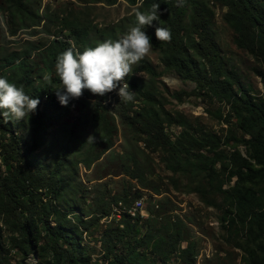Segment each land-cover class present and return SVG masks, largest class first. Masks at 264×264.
I'll list each match as a JSON object with an SVG mask.
<instances>
[{
    "label": "trees",
    "instance_id": "obj_1",
    "mask_svg": "<svg viewBox=\"0 0 264 264\" xmlns=\"http://www.w3.org/2000/svg\"><path fill=\"white\" fill-rule=\"evenodd\" d=\"M116 1L107 3L114 5ZM125 1L135 11L129 19L133 26L137 12H146L154 4L160 6V19L145 26L144 31L151 37L152 48L161 54L165 71L195 85L193 92L183 90L175 98L183 102L186 97L196 96L212 105L227 107L226 112L221 108L209 111L228 127L227 135L221 138L168 111L158 99L156 80L163 73L143 59L140 72L149 75L150 81L126 78L129 90L135 92L132 101L111 99L114 91L101 97L84 90L81 98L62 106L56 94L63 90L55 68L57 57L73 45L81 53L90 47L88 28L77 19L66 20L60 34L41 47L28 43L20 53L6 54L1 50L0 77L18 87L22 85L25 93L38 98L40 104L23 120H6L0 115V264H14L15 256H19L15 264H27L31 255L37 264H92L82 242L104 220L107 226L101 237L103 264H197L199 249L190 240V224L177 214L178 207L166 192L149 181V165L140 158L146 152L164 155L168 170L187 179L189 190L198 194L206 206L222 211L225 239L244 252V264H264V102H259L244 86L236 66L225 59L214 32L216 8L224 9L223 21L233 30L235 44L260 63L256 74L264 86V0ZM31 5V0H0L11 37L20 30L31 36L41 32L38 28L44 17L31 10ZM157 26L171 30L170 41L156 39ZM41 30L50 33L44 27ZM65 31L69 35L62 38ZM117 38L115 33L108 37ZM32 54H37V66L31 63ZM47 73L49 78L43 81L42 75ZM35 79H40L37 84ZM77 109L80 115L63 128L66 144L60 147L61 140L56 138L57 159L46 174L50 166L36 167L32 154L44 148V136L55 125V117L70 115ZM172 127L182 131L172 137L168 132ZM17 129L29 133L30 148L24 147V137L17 135ZM119 129L124 131L129 146L116 156L124 178L140 185L135 187V197L127 189L120 196L112 195L105 177L92 178L88 182L96 192L93 206L87 211L80 209L76 196L67 198L63 191L73 176L65 181L62 175L70 167L79 174L82 164L91 169L105 154L115 152ZM141 143L144 149L139 146ZM50 146L46 147L47 157L56 152ZM240 147L245 148L246 155ZM73 154L82 158L69 162ZM145 192L155 199L147 209L148 218L140 213L134 218L124 213L119 221L113 217L116 206L122 203L130 207ZM82 199L83 203L88 200L85 196ZM2 229L13 250L5 249Z\"/></svg>",
    "mask_w": 264,
    "mask_h": 264
},
{
    "label": "rangeland",
    "instance_id": "obj_2",
    "mask_svg": "<svg viewBox=\"0 0 264 264\" xmlns=\"http://www.w3.org/2000/svg\"><path fill=\"white\" fill-rule=\"evenodd\" d=\"M140 2L141 0H137ZM31 10L37 12L38 15L43 16V23L39 29L41 31L36 36H31L28 31L20 30L16 37L9 35V27L5 12L0 9V51L4 50L6 54L20 53L25 51V46L28 43H34L41 47L42 43H47V40H54L60 33V30L64 29V23L71 20H79L83 27L88 28L90 34V47H95L97 43L104 42L110 36V33H115L119 38L122 36L130 26L129 19L134 15L135 11L125 0H117L116 4L109 5L107 0H102L101 3H94L95 0H31ZM225 10L216 8L214 32L217 43L225 56V59L235 65L240 72L241 81L245 87H247L251 93L258 99L259 102H264V86L261 82V78L257 76L256 70L261 69L260 63H258L252 55L244 50H240L234 41L233 30L223 21V15ZM43 27L49 31L42 32ZM122 30L119 31L118 28ZM114 31V29H116ZM32 30V29H31ZM30 30V31H31ZM62 38H66L69 32L61 34ZM4 36V37H3ZM3 38V40H2ZM43 53V52H42ZM31 63L37 66L39 61L37 60V54H32ZM150 62L153 67L159 73L163 75L156 80L158 89V99L166 107L168 111L174 115L183 116L187 121L195 125L203 126L207 131L217 133L219 137L225 138L228 127L223 125L222 122L211 115L209 111L214 112L218 108H221L223 112L228 110L225 106L212 105L210 101H204L196 96L186 97L183 102H180L175 98V94L186 90L187 92H193L195 85L190 82H184L179 75L174 72H166L165 67L161 61V54L154 48L143 58ZM49 74L42 75V80L47 81ZM132 78H137L140 81H150V76L144 72H140V62L132 66V71L129 74ZM47 77V79H45ZM38 80L35 79L34 83L37 84ZM171 81H174L172 83ZM119 97L115 91L111 94V99ZM111 102V100H109ZM60 115V114H59ZM80 115L79 109L74 110L70 115H60L55 117V125L47 130L44 143V148L36 150L32 154L31 161L36 167L50 166V171L53 169V165L57 159V142L56 138L61 140L60 147L64 146L67 141V137H64V126L77 119ZM117 124V122H116ZM182 131L181 128L172 127L168 130L169 134L174 137ZM18 136H23V145L26 149L30 148L32 142L30 141L29 133L23 129L16 130ZM129 140L133 141L130 135ZM115 152H108L105 154L101 161L96 163L93 168L88 169L83 164L80 165L79 174H75V168L70 167L66 169L62 175L63 179L67 181L71 176V183L68 188H64V192L67 193V198L76 196V206L80 209L89 210L93 206V199L95 198V190L92 184L88 181L92 178L98 179L105 177L104 181H109L108 191L112 195H122L124 189L129 191L132 197H135V187H139L137 181H132L130 178H124V174L120 171L119 157L126 151V147L129 143L126 142L124 137V131L119 129V132L115 135ZM54 143L55 146L52 144ZM51 145L56 152H51L49 156H46V147ZM50 146V147H51ZM141 149H144V145L139 144ZM56 147V148H55ZM24 148V149H25ZM225 149L229 151V148ZM243 155H246L244 147H240ZM118 155V156H116ZM146 155V156H144ZM140 156L141 160L144 158V164L147 162L149 165L148 178L153 186H158L163 192L172 199L173 203L177 205V214L181 215L189 224L192 229L190 234V240L197 244L199 253L202 249L210 250V259H204L202 264H244V252L235 248L228 243L225 239V235L222 225V211L215 207H208L202 201L198 194L190 191L187 179L179 178L175 176L170 170L167 169V163L165 156L160 153L146 152ZM85 157V155H84ZM82 158V155L73 154L69 157V162H76ZM112 174L114 177L110 176ZM116 176V177H115ZM114 182H111L112 180ZM115 181L117 183H115ZM81 182L83 185H81ZM102 182V181H101ZM99 182V183H101ZM234 181L229 185H225V189H228L230 185H233ZM87 185V186H84ZM92 188V189H91ZM103 190V188L101 187ZM188 189V190H187ZM87 197V202L83 203L82 197ZM139 198V197H136ZM145 199V209L154 203L155 199L150 198V194L145 192L142 197ZM156 198V196L154 197ZM86 200V199H85ZM221 202V198L218 197V203ZM66 205V204H64ZM132 210L130 207H125L122 203L114 208V213L119 218ZM2 223V222H1ZM0 226L2 227V224ZM52 226H56L54 222H51ZM107 223L101 222L99 227L92 234L85 236L83 245L86 247L87 253L92 257V264H103L101 261V237L104 234ZM3 245L5 249H11L8 242V234L2 229ZM187 243H184L185 248ZM14 252H12V255ZM21 258V257H20ZM19 256H15L13 263H17ZM38 260L34 256H30L27 260V264H37ZM171 264H176L174 261ZM200 264V263H197Z\"/></svg>",
    "mask_w": 264,
    "mask_h": 264
},
{
    "label": "clouds",
    "instance_id": "obj_3",
    "mask_svg": "<svg viewBox=\"0 0 264 264\" xmlns=\"http://www.w3.org/2000/svg\"><path fill=\"white\" fill-rule=\"evenodd\" d=\"M159 7L154 4L146 12H137L136 25L130 26L115 40L108 39L95 47H86L82 53L73 45L57 57L55 68L63 90L56 94L62 106H68L70 100L81 98L84 90L103 97L118 89L121 102L134 99L135 92L129 90L125 80L132 66L138 64L153 47L151 37L144 28L160 19L157 15ZM155 36L159 42L170 41L171 30L157 26ZM39 104L40 100L27 95L22 85L18 87L0 77V110H3L0 115L3 118L23 120L34 113Z\"/></svg>",
    "mask_w": 264,
    "mask_h": 264
},
{
    "label": "built area",
    "instance_id": "obj_4",
    "mask_svg": "<svg viewBox=\"0 0 264 264\" xmlns=\"http://www.w3.org/2000/svg\"><path fill=\"white\" fill-rule=\"evenodd\" d=\"M115 93H118V89L115 91ZM156 198H159V197L156 196ZM130 208H132V210L135 212L141 213L144 218H148V213H147V210L145 209V199L144 198L137 199L136 201H134V203L130 206ZM113 217L117 221L120 220V218L118 217V215H116V213H114ZM210 253L211 252L209 249H202L197 257V263L202 264L204 262L203 261L204 259H210Z\"/></svg>",
    "mask_w": 264,
    "mask_h": 264
},
{
    "label": "bare ground",
    "instance_id": "obj_5",
    "mask_svg": "<svg viewBox=\"0 0 264 264\" xmlns=\"http://www.w3.org/2000/svg\"><path fill=\"white\" fill-rule=\"evenodd\" d=\"M172 83H174V81H171ZM137 213H139V212H135V211H133V210H130L129 211V214L130 215H132L133 217H135L136 215H137ZM141 214V213H140ZM142 215V214H141ZM142 217H143V215H142Z\"/></svg>",
    "mask_w": 264,
    "mask_h": 264
},
{
    "label": "crops",
    "instance_id": "obj_6",
    "mask_svg": "<svg viewBox=\"0 0 264 264\" xmlns=\"http://www.w3.org/2000/svg\"><path fill=\"white\" fill-rule=\"evenodd\" d=\"M99 182H101V181H99Z\"/></svg>",
    "mask_w": 264,
    "mask_h": 264
}]
</instances>
